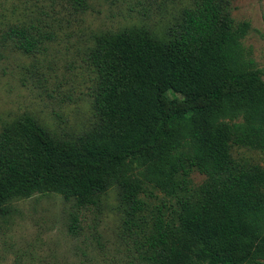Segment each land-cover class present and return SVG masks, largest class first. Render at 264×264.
I'll return each instance as SVG.
<instances>
[{"label":"trees","instance_id":"1","mask_svg":"<svg viewBox=\"0 0 264 264\" xmlns=\"http://www.w3.org/2000/svg\"><path fill=\"white\" fill-rule=\"evenodd\" d=\"M229 1L194 0L159 31L97 34L88 52L97 121L81 135L56 137L30 114L2 121L0 217L42 194L80 212L115 192L144 264H264V158L233 155H264V79L245 50L249 25L236 23ZM3 17L0 52L32 56L55 38L42 19Z\"/></svg>","mask_w":264,"mask_h":264},{"label":"rangeland","instance_id":"2","mask_svg":"<svg viewBox=\"0 0 264 264\" xmlns=\"http://www.w3.org/2000/svg\"><path fill=\"white\" fill-rule=\"evenodd\" d=\"M82 1L83 6L75 0H0L5 24L42 19L55 33L35 55L0 52V128L2 121L30 114L59 138L92 129L95 74L88 52L94 37L135 25L159 31L194 7V0ZM228 12L236 23L249 25L245 50L264 79V0H230ZM233 155L252 165L264 158L245 149ZM192 180L200 185L205 176L195 172ZM116 207L115 192L101 206L80 212L56 193L15 201L0 217V264H144ZM73 216L76 232L70 231Z\"/></svg>","mask_w":264,"mask_h":264}]
</instances>
